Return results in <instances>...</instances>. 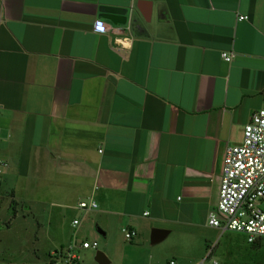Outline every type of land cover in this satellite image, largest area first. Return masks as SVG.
I'll return each mask as SVG.
<instances>
[{
  "label": "crops",
  "instance_id": "crops-1",
  "mask_svg": "<svg viewBox=\"0 0 264 264\" xmlns=\"http://www.w3.org/2000/svg\"><path fill=\"white\" fill-rule=\"evenodd\" d=\"M263 105L264 0H0V178L14 202L71 218L59 248L83 234L126 254L160 228L185 238L175 257L195 249L186 264H262V239L240 244L207 214L226 148Z\"/></svg>",
  "mask_w": 264,
  "mask_h": 264
},
{
  "label": "built area",
  "instance_id": "built-area-1",
  "mask_svg": "<svg viewBox=\"0 0 264 264\" xmlns=\"http://www.w3.org/2000/svg\"><path fill=\"white\" fill-rule=\"evenodd\" d=\"M238 20L247 19L245 15ZM96 32L104 33L107 26L102 20L93 24ZM225 61L232 58L231 52H221ZM2 162L0 161V175ZM1 182V178H0ZM78 207L89 210L97 207L93 200L80 201ZM78 221L74 220L73 224ZM207 224L213 228L243 234L248 243L264 237V105L253 112L242 131L239 144L226 148L220 171L218 199L215 207L207 214ZM126 240L133 239L136 231L122 228ZM83 249H96L97 242L83 240ZM76 244L70 242L65 248L54 250L50 254L51 264H73L79 259L74 250ZM212 247L206 248L201 263L211 255ZM216 264V262H213ZM169 264H175L173 260Z\"/></svg>",
  "mask_w": 264,
  "mask_h": 264
},
{
  "label": "rangeland",
  "instance_id": "rangeland-1",
  "mask_svg": "<svg viewBox=\"0 0 264 264\" xmlns=\"http://www.w3.org/2000/svg\"><path fill=\"white\" fill-rule=\"evenodd\" d=\"M12 199L2 181L0 183V264H51V252L59 248L61 241L65 242L66 240V237L58 232L59 222L67 226L71 218L63 219L61 215L55 216L53 213L55 209L49 204L14 202ZM94 228L96 227L94 226ZM69 233L71 232L69 231ZM201 233L211 239L220 236L217 230L208 227L202 229ZM230 234L237 236L239 243L244 244L243 235ZM82 236L83 234L78 236L76 248H74L79 255L76 264H100L97 260L98 251H101L104 256L110 257L111 262L106 264H121V261H126L127 264H168L174 258L186 264L196 256L193 252L194 248L185 247L184 251L181 252L183 256L175 257V253H177L173 250L175 243L173 242L172 245L174 246L170 248L168 242L173 238L176 243L185 240L183 236L175 233H172L168 239L154 244H151L150 237H146L140 247L127 251L126 254L121 248L116 250L112 245L105 246L103 244L104 237H97L95 240L91 237L87 238L88 241L97 242L96 249L79 248ZM200 236L201 234L199 239ZM135 238L136 236L133 237V239ZM262 242L264 243V237ZM262 264H264V260Z\"/></svg>",
  "mask_w": 264,
  "mask_h": 264
},
{
  "label": "water",
  "instance_id": "water-1",
  "mask_svg": "<svg viewBox=\"0 0 264 264\" xmlns=\"http://www.w3.org/2000/svg\"><path fill=\"white\" fill-rule=\"evenodd\" d=\"M105 17L108 20H110V22L113 25H126L130 19V11L128 9L118 11V10L110 8L106 11ZM165 234H166V230L160 229V228H153L150 234L151 244H154L160 241L164 237ZM97 260L100 264H106L107 262V259L105 258L104 254L101 251L97 252Z\"/></svg>",
  "mask_w": 264,
  "mask_h": 264
},
{
  "label": "trees",
  "instance_id": "trees-1",
  "mask_svg": "<svg viewBox=\"0 0 264 264\" xmlns=\"http://www.w3.org/2000/svg\"><path fill=\"white\" fill-rule=\"evenodd\" d=\"M13 213H14V215H15V209H14V207H13ZM260 239H262V238H258L256 241H254V242H252V243L257 242V241L260 240ZM50 263H52V262H50ZM74 263L76 264V262H74Z\"/></svg>",
  "mask_w": 264,
  "mask_h": 264
}]
</instances>
